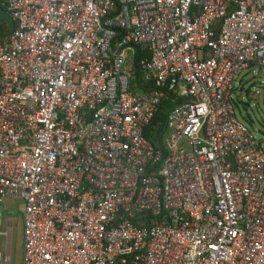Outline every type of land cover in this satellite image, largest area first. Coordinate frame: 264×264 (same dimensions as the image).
<instances>
[{
  "label": "built area",
  "instance_id": "1",
  "mask_svg": "<svg viewBox=\"0 0 264 264\" xmlns=\"http://www.w3.org/2000/svg\"><path fill=\"white\" fill-rule=\"evenodd\" d=\"M1 3L0 204L25 203L22 264H264V133L233 103L244 70L264 75V0ZM165 86L182 100L164 154L145 130Z\"/></svg>",
  "mask_w": 264,
  "mask_h": 264
},
{
  "label": "rangeland",
  "instance_id": "2",
  "mask_svg": "<svg viewBox=\"0 0 264 264\" xmlns=\"http://www.w3.org/2000/svg\"><path fill=\"white\" fill-rule=\"evenodd\" d=\"M243 83L238 81L233 93L236 117L244 122L257 135L264 133V75L256 67L253 71L244 70L240 75ZM258 91L259 94L255 95ZM2 219L0 225V251L8 252L7 264H22L24 254L23 214L25 203L19 198L3 199ZM10 223V227H8ZM9 229V236L4 233ZM9 238V239H8ZM0 264H5L0 261Z\"/></svg>",
  "mask_w": 264,
  "mask_h": 264
},
{
  "label": "trees",
  "instance_id": "3",
  "mask_svg": "<svg viewBox=\"0 0 264 264\" xmlns=\"http://www.w3.org/2000/svg\"><path fill=\"white\" fill-rule=\"evenodd\" d=\"M146 55L147 53L142 51L139 47L136 48L134 66L135 75L130 81L131 85L136 89L138 88L147 90L155 86L153 81H145L142 78L143 74L137 65V60ZM162 89L164 96L162 97L160 103L157 105L153 119L146 127L145 136L153 145H155L156 148L163 150V153L165 154L166 150L164 146V140L169 132L166 125L167 114L170 109L182 99L178 95H176L173 90L168 89V86H165ZM233 103L235 106L238 102L233 99Z\"/></svg>",
  "mask_w": 264,
  "mask_h": 264
},
{
  "label": "water",
  "instance_id": "4",
  "mask_svg": "<svg viewBox=\"0 0 264 264\" xmlns=\"http://www.w3.org/2000/svg\"><path fill=\"white\" fill-rule=\"evenodd\" d=\"M0 20L8 24V31H10L13 28V25H14L13 19L9 15V13L3 8L1 0H0ZM230 159L231 158L229 157L228 160ZM2 211H3V206L0 204V225H1V219H2Z\"/></svg>",
  "mask_w": 264,
  "mask_h": 264
},
{
  "label": "crops",
  "instance_id": "5",
  "mask_svg": "<svg viewBox=\"0 0 264 264\" xmlns=\"http://www.w3.org/2000/svg\"><path fill=\"white\" fill-rule=\"evenodd\" d=\"M167 121V120H166ZM167 125V124H166ZM168 128V127H167ZM8 227H10V223H9V225H8ZM2 234V232H0V235ZM5 235H8L9 236V229L4 233ZM9 239V238H8ZM23 240H24V238H23ZM8 256H9V253H8ZM23 260V259H22ZM9 261H10V257H9V259H8V263H9Z\"/></svg>",
  "mask_w": 264,
  "mask_h": 264
}]
</instances>
